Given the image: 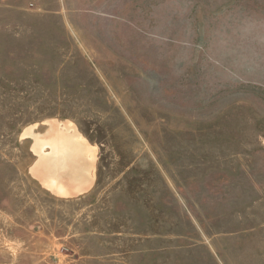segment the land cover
<instances>
[{
    "label": "rangeland",
    "instance_id": "obj_1",
    "mask_svg": "<svg viewBox=\"0 0 264 264\" xmlns=\"http://www.w3.org/2000/svg\"><path fill=\"white\" fill-rule=\"evenodd\" d=\"M0 264H264V0H0Z\"/></svg>",
    "mask_w": 264,
    "mask_h": 264
},
{
    "label": "crops",
    "instance_id": "obj_2",
    "mask_svg": "<svg viewBox=\"0 0 264 264\" xmlns=\"http://www.w3.org/2000/svg\"><path fill=\"white\" fill-rule=\"evenodd\" d=\"M68 143L71 145L73 144V142H60L55 147H51L48 144L43 145L41 143L40 136L38 135L33 138L30 145L31 153L35 155L33 166L37 172L39 180L44 183L48 189H51V191H53V193L58 197L81 195L87 192L93 185L94 164L92 163L90 165L92 168L88 169V161L79 157V151L76 146L72 145L75 148V152L73 154L67 151L68 146L66 145ZM44 149H49L45 152H41L42 154L44 153L48 155L46 159L39 154V151H43ZM53 149L58 150V153L56 155L54 153L52 156ZM36 151L38 153H36ZM38 158L42 159V161H38ZM51 161L54 163L55 167ZM80 161L85 162L81 163ZM48 164L53 167H49L46 173L42 168ZM65 166L67 167L66 169L64 168ZM61 173H65L69 177L62 176ZM78 175L79 177H77Z\"/></svg>",
    "mask_w": 264,
    "mask_h": 264
},
{
    "label": "bare ground",
    "instance_id": "obj_3",
    "mask_svg": "<svg viewBox=\"0 0 264 264\" xmlns=\"http://www.w3.org/2000/svg\"><path fill=\"white\" fill-rule=\"evenodd\" d=\"M66 124V123H65ZM65 124H63V125H65ZM58 125H59V123H58ZM60 126V125H59ZM65 127H69V125H67V126H65ZM64 130H66V128L64 129ZM67 130H68V128H67ZM32 131V130H31ZM67 132V131H66ZM34 134V133H33ZM49 134H50V141L48 142V145L49 146H51V147H55V146H57L60 142H73V143H77L78 145H80V146H82V150L81 151H84V148H87V147H84L86 144H85V142L83 141V139H82V137H79V136H75V137H73V140L75 141H68V140H64L65 138H67V137H64V139L63 138H59L58 136H57V130H56V126H52L51 127V129H50V132H49ZM78 135V134H77ZM73 136V135H72ZM72 138V137H71ZM69 144V143H68ZM46 145V144H45ZM70 146H72L71 144H69ZM73 147V146H72ZM77 147V146H76ZM74 148V147H73ZM77 149V148H76ZM45 150V149H44ZM49 150V149H48ZM79 152H80V150H78ZM40 153V155L44 158V159H46L47 157H48V155L47 154H42L41 152L42 151H39ZM74 152H75V148H74ZM36 153H38L37 151H36ZM54 153H55V155L58 153V150H55V149H53V154H52V156L54 155ZM80 155V154H79ZM82 156V155H81ZM42 157H40V158H42ZM38 161H42V159H37ZM52 162V161H51ZM57 162V161H56ZM58 162H60V161H58ZM53 163V162H52ZM49 165V164H48ZM46 165V166H44V168H42V169H44L45 170V172L47 173V171H48V169H49V167H55V165H54V163H53V166L51 165ZM91 165V164H90ZM34 167V166H33ZM65 169L67 168L66 166L64 167ZM55 169V168H54ZM34 170H35V168H34ZM32 172V171H31ZM61 175L62 176H65V177H69V176H67L65 173H61ZM52 177H54V176H52ZM86 182V181H85ZM76 186V185H75Z\"/></svg>",
    "mask_w": 264,
    "mask_h": 264
}]
</instances>
